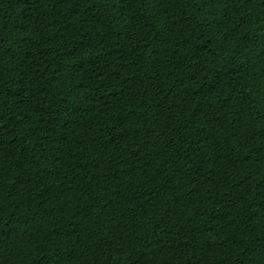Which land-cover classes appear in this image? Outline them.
I'll return each instance as SVG.
<instances>
[{"label":"trees","instance_id":"1","mask_svg":"<svg viewBox=\"0 0 264 264\" xmlns=\"http://www.w3.org/2000/svg\"><path fill=\"white\" fill-rule=\"evenodd\" d=\"M0 264H264V0H0Z\"/></svg>","mask_w":264,"mask_h":264}]
</instances>
